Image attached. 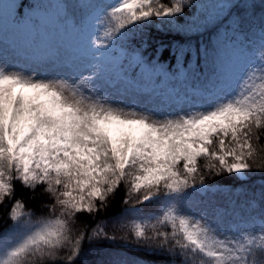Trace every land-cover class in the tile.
Here are the masks:
<instances>
[{"label":"snow or ice","instance_id":"snow-or-ice-1","mask_svg":"<svg viewBox=\"0 0 264 264\" xmlns=\"http://www.w3.org/2000/svg\"><path fill=\"white\" fill-rule=\"evenodd\" d=\"M187 3L66 0L38 4L19 19L14 4L3 5L34 46L56 28L87 32L90 52L50 75L0 63V206L11 201L4 235L16 234L0 238V264H83L86 240L116 237L104 223L77 230V218L87 214L94 222L122 184L125 205L158 204L159 215L130 231L137 246L165 264H257L258 254L264 260V207L242 227L182 203L190 190L204 189L206 175L244 177L254 164L264 167V0L255 55L243 56L246 21L232 9L254 11L257 0L210 3L203 19L177 27L186 39L171 45L169 73L147 56L145 28L153 18L171 24ZM224 9L229 17L221 18ZM160 76L163 87L154 80ZM121 92L171 110L117 103ZM17 184L40 191L47 216L25 211Z\"/></svg>","mask_w":264,"mask_h":264},{"label":"trees","instance_id":"trees-1","mask_svg":"<svg viewBox=\"0 0 264 264\" xmlns=\"http://www.w3.org/2000/svg\"><path fill=\"white\" fill-rule=\"evenodd\" d=\"M60 3H65L66 0H58ZM52 0H17L16 7L13 10L14 14L19 19L23 15H28L37 11V5L44 3L48 4ZM67 2H74V0H67ZM231 0H188L185 5V12L182 16L174 18L170 24L168 19L153 18L152 22L145 28V32L149 38V49L147 50V56L152 59L158 57V61L165 68L171 72L174 68L171 66L174 62L170 60L169 50L171 45L176 42H184L186 37L177 31L178 26H185L186 22L191 21L199 17L203 19L210 9L206 6L210 3H230ZM257 8L253 11H243V5L240 9H232V13L236 14L240 12L245 18V30L247 32V41L244 45L243 56L250 57L255 55L260 47V24L262 12L259 7V0H257ZM219 11V10H217ZM221 18L229 17V10L224 9L219 12ZM230 23L229 19H224V24L227 26ZM223 31V28L221 29ZM193 40L204 39L207 40V36L193 37ZM32 44V43H31ZM163 46V47H161ZM39 47L33 44L27 49L26 52H39ZM160 49L156 52V49ZM264 143V138H262ZM203 164L204 161L201 160ZM207 185L219 184L229 187L226 195L216 193L217 201L224 206L226 202L234 200L236 206H240L241 203H248L250 199H254L257 205V210H261L264 204L261 203V192L264 191V167L257 168L253 165L252 171L246 176L245 179H241L235 175H229L227 173L216 175H206L205 177ZM126 189L122 186L117 192L109 197L108 207L96 214V220L92 221V217L87 214H81L77 218L75 229H83L85 226L90 230L95 227L97 223H104L106 225L105 230L108 234L114 235L116 239H103L87 241L85 242V254L82 257L83 264H95L96 259H90L85 261L86 254L90 251L98 253V258H104L99 264H165V257L160 255H152L144 248L136 245L134 238L131 235L130 229L133 226V214L128 210L132 207V203L125 205L123 200L125 198ZM15 196L18 199L24 201L26 208L25 211H33L37 216H47L48 213L40 209V201L43 197L40 195V191L32 193L28 189H25L20 184L16 185ZM204 195L199 194L196 189L190 190L182 201L185 205H196L200 200H203ZM11 201L6 202L10 204ZM134 203V200H133ZM0 206V238L8 240L15 239L16 234L8 232L5 236V230L11 223L7 218V206ZM139 210L143 212H154L159 215V206L156 202H149L146 204L136 205ZM154 222V220L152 221ZM126 237V238H123ZM89 244L91 245L89 247ZM257 264H264L258 254Z\"/></svg>","mask_w":264,"mask_h":264},{"label":"rangeland","instance_id":"rangeland-1","mask_svg":"<svg viewBox=\"0 0 264 264\" xmlns=\"http://www.w3.org/2000/svg\"><path fill=\"white\" fill-rule=\"evenodd\" d=\"M53 1L56 2V0ZM4 4L15 5L16 0H0V63H4L12 69L20 70L25 73L39 71L43 74L50 75L57 71L68 70L71 58L74 55H86L90 52L89 35L87 32L75 33L68 31L66 34H64L60 29H56L49 35L47 39L48 45L45 47L46 53L43 55L45 57L38 58L22 56L13 44V40H16L18 44L22 45L27 44L29 37L15 30L14 26L10 22L8 13L3 8ZM125 62L127 63V61ZM136 71L138 72L139 69H136ZM158 78L160 79L158 86L163 87L162 81L164 80V77L160 76ZM151 86V83L147 81L144 82L145 88H151ZM114 98L117 103L135 105L137 107H144L145 104H147L150 108L157 109L156 103H150L142 95L133 94L131 92L116 93ZM157 110L167 112L171 109L167 104H160ZM197 190L200 193H208V198L201 202L196 209L191 210V212L199 214L200 212L206 211L209 214L220 215L221 210L218 208L217 203H215V199L212 197V195L217 190H220L221 192L226 191L227 187L205 184L203 190L200 187ZM253 207V204L246 206L244 209V218H241V214H239L238 209L233 208V204L231 203L229 210L232 212L236 221L231 223L226 217H223L222 220L230 224H240L243 227L245 221L251 217L257 216V213L253 211ZM131 211L133 212L134 222L144 220L151 215L145 214L136 208L131 209ZM97 255L98 253L90 251L86 254L85 261L96 259L95 264H99L104 260V258H98Z\"/></svg>","mask_w":264,"mask_h":264}]
</instances>
